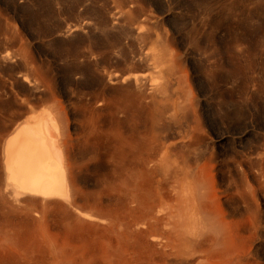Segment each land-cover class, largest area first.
<instances>
[{"label":"rangeland","instance_id":"rangeland-1","mask_svg":"<svg viewBox=\"0 0 264 264\" xmlns=\"http://www.w3.org/2000/svg\"><path fill=\"white\" fill-rule=\"evenodd\" d=\"M48 110L69 201L6 177L5 142ZM136 149L193 153L225 214L234 174L221 228L235 220L243 264H264V0H0V264H141Z\"/></svg>","mask_w":264,"mask_h":264},{"label":"bare ground","instance_id":"bare-ground-1","mask_svg":"<svg viewBox=\"0 0 264 264\" xmlns=\"http://www.w3.org/2000/svg\"><path fill=\"white\" fill-rule=\"evenodd\" d=\"M129 78L131 77L122 79L126 81ZM128 102L130 101L128 100L127 104ZM53 111H45L35 120L22 123L23 125L16 131L14 129L5 142L6 177L8 185L13 186L18 197L32 194L43 199L61 198L69 201L71 159L69 160L66 154L60 120ZM139 144L141 145L140 140ZM184 146L186 147L185 144ZM138 149L135 150L138 151L137 156L134 155L136 157L130 156L135 160L127 165L128 167L122 165L134 172L141 164L140 226L144 228L141 230V264H243L238 253L239 236L236 221H232L228 231L221 228L225 217L236 215V197L239 191L235 175L231 174L229 185L222 192L233 207V214H225L220 199L214 201L207 196L209 175L206 168L190 166L192 165L189 163L190 157H193V153L179 158L181 163L178 158L175 161L170 159L171 150L161 153L162 151L157 149L142 151ZM115 155L118 156L116 152ZM120 155L115 158L132 160L130 157H122L126 153ZM195 156L196 161L193 160L197 163L201 154L195 153ZM116 164L118 166V163ZM116 171L118 172V169ZM132 175L134 174H130ZM83 215L88 219L96 218L87 213ZM222 240L224 246L220 244Z\"/></svg>","mask_w":264,"mask_h":264}]
</instances>
